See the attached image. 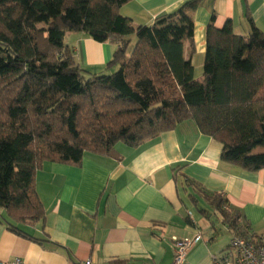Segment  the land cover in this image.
<instances>
[{
  "label": "trees",
  "instance_id": "obj_1",
  "mask_svg": "<svg viewBox=\"0 0 264 264\" xmlns=\"http://www.w3.org/2000/svg\"><path fill=\"white\" fill-rule=\"evenodd\" d=\"M130 1L0 0V209L21 236L40 241L18 224L46 216L36 187L45 162L119 158L117 144L138 147L186 120L222 143L223 161L264 168V152L253 153L264 145V30L250 18L251 32L237 34L231 20L217 28L213 17L196 78L192 14L202 0L138 26L121 13ZM68 32L118 45L107 65L118 69L80 67ZM205 196L234 235L247 231L224 194Z\"/></svg>",
  "mask_w": 264,
  "mask_h": 264
},
{
  "label": "crops",
  "instance_id": "obj_2",
  "mask_svg": "<svg viewBox=\"0 0 264 264\" xmlns=\"http://www.w3.org/2000/svg\"><path fill=\"white\" fill-rule=\"evenodd\" d=\"M186 0H131L121 13L135 26L152 24ZM196 52L203 69L207 27L228 20L237 34L251 32L249 19L264 30V0H202L193 12ZM131 45L135 44V37ZM65 43L76 63L102 74L118 45L99 42L84 32H68ZM203 71V70H202ZM200 78V77H198ZM223 145L203 134L192 120L138 147L116 146L119 158L86 152L81 166L45 162L36 187L46 216L33 225L18 224L36 241L12 231L0 209V262L21 258L26 264H173L174 239L201 232L182 264H213L225 246L218 233L223 222L206 194H224L241 214V225L264 234V168L248 171L221 159ZM264 145L253 150L263 153ZM212 213L217 215L213 219ZM217 213V214H216ZM216 219V220H215Z\"/></svg>",
  "mask_w": 264,
  "mask_h": 264
},
{
  "label": "built area",
  "instance_id": "obj_3",
  "mask_svg": "<svg viewBox=\"0 0 264 264\" xmlns=\"http://www.w3.org/2000/svg\"><path fill=\"white\" fill-rule=\"evenodd\" d=\"M203 240L201 232L193 238L174 239L175 257L173 264H182L193 245ZM0 264H26L21 258L13 261H1ZM84 264H96L88 259ZM213 264H264V234L255 235L242 231L232 237L226 250L213 255Z\"/></svg>",
  "mask_w": 264,
  "mask_h": 264
},
{
  "label": "rangeland",
  "instance_id": "obj_4",
  "mask_svg": "<svg viewBox=\"0 0 264 264\" xmlns=\"http://www.w3.org/2000/svg\"><path fill=\"white\" fill-rule=\"evenodd\" d=\"M132 47H133V46L131 45L129 51H131ZM117 69H118V67H114V68H112V69H108V70H106L103 74H111V73H113L114 71H116ZM202 70H203V69H201V68H198V69L195 70V77H196V78H198V77H202ZM216 214H217V213H216ZM212 217H213V219H214V218L217 217V215H215V214L212 213ZM215 220H216V219H215ZM218 233H220V237H219V238H220L221 240H223V243H224V245L226 246V245L229 243V241H230L231 233H230L228 230H226V228L223 226V222L220 223V225H219Z\"/></svg>",
  "mask_w": 264,
  "mask_h": 264
}]
</instances>
